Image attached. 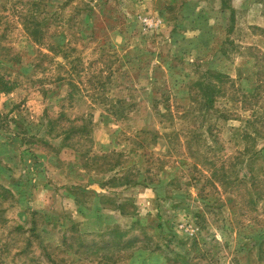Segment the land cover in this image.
Wrapping results in <instances>:
<instances>
[{
  "label": "rangeland",
  "instance_id": "rangeland-1",
  "mask_svg": "<svg viewBox=\"0 0 264 264\" xmlns=\"http://www.w3.org/2000/svg\"><path fill=\"white\" fill-rule=\"evenodd\" d=\"M0 72V264H264V0H0Z\"/></svg>",
  "mask_w": 264,
  "mask_h": 264
},
{
  "label": "trees",
  "instance_id": "trees-1",
  "mask_svg": "<svg viewBox=\"0 0 264 264\" xmlns=\"http://www.w3.org/2000/svg\"><path fill=\"white\" fill-rule=\"evenodd\" d=\"M28 29H29V27H28ZM34 32L39 33L38 30H36V31H33V29L30 30V34L33 37L35 36ZM40 36L43 37V33H41ZM48 48L50 49V51L52 50V51H56L58 53L62 52V46L59 45V44L56 45V44L52 43V45H48ZM38 55L41 56V57L50 58L48 53L39 52ZM59 67L60 68H64V66L62 64H59ZM14 87L15 86L11 83V81L9 79H5V74H0V89H2L3 91L8 92V91H11ZM213 93H214L213 90L207 89V93H206V96L208 98L207 105H211L213 103V101H214V94ZM222 171H227V170H226V168H222ZM32 215H34V218L32 220V223H31L30 227H27L25 225L19 224L12 231V233L15 232L16 235L22 236L21 237L22 241H23V239L26 241L25 246H23L21 249L16 250L15 253L13 254V257L16 258V257H18L20 255H24V254L28 255L29 253H31V248L34 245V241L37 240L38 243H39V246L41 248H43V253L47 257V260L51 264H57L56 263V259L54 258V256L56 255V252H57L56 250H58L59 248L54 247L56 252H54V251L51 252L50 249H49V245L44 244L43 240L40 239L41 235L39 234V231H38L39 227L37 225L38 222H37L35 216L36 217L37 216L42 217L43 215L41 213H39V211H33ZM66 230L72 231V232H74L76 234L75 235L76 238L78 237L77 242L80 243L79 247H81L84 244L82 236L86 235L87 233H85V232L82 233V230H80L79 228H77L75 226H71V227H68L66 229L64 228L63 232H65ZM113 231L116 232L117 233L116 235H118L120 237L118 239H115L116 242H119L122 239V237L125 236L126 233H127L126 232V233H123V234L121 233L120 234V230L119 229L118 230L114 229ZM63 239L66 240V234L63 235ZM19 241H20V239L18 240V242ZM5 244H4V248H1V251L3 250L6 253H8V255H10L11 254L10 244L9 243H5ZM61 247L63 248V245ZM68 247H69L68 251H69L70 254L74 253V252L76 253V251L73 252V248H75L74 245H68ZM61 251L64 252V249H62ZM32 253H34V252H32Z\"/></svg>",
  "mask_w": 264,
  "mask_h": 264
}]
</instances>
